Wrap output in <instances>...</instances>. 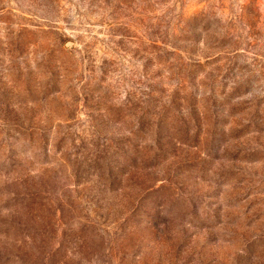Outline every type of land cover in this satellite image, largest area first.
I'll list each match as a JSON object with an SVG mask.
<instances>
[{"label":"rangeland","instance_id":"374dc122","mask_svg":"<svg viewBox=\"0 0 264 264\" xmlns=\"http://www.w3.org/2000/svg\"><path fill=\"white\" fill-rule=\"evenodd\" d=\"M264 264V0H0V264Z\"/></svg>","mask_w":264,"mask_h":264},{"label":"trees","instance_id":"16d2710c","mask_svg":"<svg viewBox=\"0 0 264 264\" xmlns=\"http://www.w3.org/2000/svg\"><path fill=\"white\" fill-rule=\"evenodd\" d=\"M45 264H60V263H55V262H48V263H45ZM63 264V263H62ZM64 264H66V263H64Z\"/></svg>","mask_w":264,"mask_h":264}]
</instances>
